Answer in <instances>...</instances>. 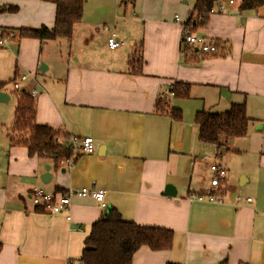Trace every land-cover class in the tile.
<instances>
[{
  "label": "crops",
  "instance_id": "obj_1",
  "mask_svg": "<svg viewBox=\"0 0 264 264\" xmlns=\"http://www.w3.org/2000/svg\"><path fill=\"white\" fill-rule=\"evenodd\" d=\"M194 3L87 0L70 41L23 38L0 46V82L29 75L22 89L35 93L36 122L64 134L65 147L71 136L91 137L94 145L71 166L64 159L57 165L11 144L15 116L9 131H0V264H84L85 239L110 208L174 234L171 249L142 246L132 264H264V6L241 10L235 2L210 13L195 32L223 53L205 55L182 46L174 20L191 17ZM0 4L19 8L0 13V31L55 23V0ZM108 26L113 32L100 34ZM112 34L123 43L116 50L102 45ZM138 53L143 64L134 72ZM175 85L189 86V96L174 97ZM164 99L181 120L158 112ZM234 104L246 106L248 134L223 137L221 146L200 142L197 112L224 114ZM216 162L227 169L220 200L198 198L214 190ZM33 187L56 194L102 189L108 207L72 195L70 211L53 214L33 204Z\"/></svg>",
  "mask_w": 264,
  "mask_h": 264
},
{
  "label": "trees",
  "instance_id": "obj_2",
  "mask_svg": "<svg viewBox=\"0 0 264 264\" xmlns=\"http://www.w3.org/2000/svg\"><path fill=\"white\" fill-rule=\"evenodd\" d=\"M87 0H55L56 18L52 27L3 29L2 33L15 32L14 40L36 38L41 41L65 38L71 40L74 27L82 20L84 5ZM134 3L135 0H124ZM224 0H196L191 10L193 16L199 18L197 24L202 25L213 8ZM241 10L257 9L264 6V0H235ZM17 6L1 5L0 13L16 12ZM220 46V45H219ZM187 48V47H186ZM190 48V47H188ZM193 49V48H191ZM204 54V53H203ZM206 55V54H205ZM219 55V54H208ZM132 71L139 72L143 64L142 55L131 60ZM15 76L9 82H0V91L5 90L9 83L17 79ZM174 97H188L189 86L175 85ZM14 122L9 133L11 144L24 145L29 154L51 157L57 165L62 159L76 157L70 147L57 142L56 138L66 137L48 125H39L36 122L35 99L30 93L21 91L18 96ZM169 101L160 100L158 112L172 115L173 119L181 120L182 112L173 109ZM195 123L200 130L199 139L202 143L221 146V138L243 137L248 134L252 119L248 117L245 104H234L224 114L210 111H199L195 116ZM81 153H78L79 155ZM224 183V182H223ZM223 186L210 192L198 194V198H208L209 195L220 197ZM174 234L171 230L137 225L125 220L115 208H110L106 214L92 225L90 235L85 239L81 261L84 264H132L136 251L142 246L152 250L171 249ZM168 264H175L169 262Z\"/></svg>",
  "mask_w": 264,
  "mask_h": 264
},
{
  "label": "built area",
  "instance_id": "obj_3",
  "mask_svg": "<svg viewBox=\"0 0 264 264\" xmlns=\"http://www.w3.org/2000/svg\"><path fill=\"white\" fill-rule=\"evenodd\" d=\"M182 1H193V0H182ZM196 1V0H195ZM235 0H224L221 1L217 9H225L228 4H234ZM215 8L211 10V13L215 12ZM175 22L181 26V44L184 47H190L193 49H197L198 51L204 54H222L223 50L219 46V44L211 40L210 38L198 34L194 31L193 22L191 17L183 18L179 14L175 15L174 18ZM17 35L15 32H9L7 34H3L0 31V46H5L9 41L16 39ZM122 41L113 34L108 39V47L111 50H116L122 45ZM29 75H22L16 80L13 81V86L15 90H21L22 84L26 83L28 80ZM32 97H35V93H31ZM71 145L69 146L72 149V153L77 155L78 153H92L94 152V145L93 139L91 137H86L80 140L76 136L70 137ZM57 142L61 143V138H56ZM64 162L71 166L73 164V157L72 158H65ZM213 171V179H212V186L215 189L223 186V182H225L227 177V169L223 167L219 162H216L212 165ZM72 195H80L85 196L89 195L90 197L94 198L103 208H107L108 205L106 203V192L102 189H91V188H81L77 190H71L69 192L63 194H56L52 192H47L41 187H33L31 191V200L36 207L42 208L45 211H49L53 214L57 213H64L70 211L71 206V196ZM202 198V197H201ZM208 200L212 201H219L220 198L217 196L209 195ZM251 201V199H248Z\"/></svg>",
  "mask_w": 264,
  "mask_h": 264
},
{
  "label": "rangeland",
  "instance_id": "obj_4",
  "mask_svg": "<svg viewBox=\"0 0 264 264\" xmlns=\"http://www.w3.org/2000/svg\"><path fill=\"white\" fill-rule=\"evenodd\" d=\"M113 27L112 26H108L107 28H104L101 27V32L100 34H105L107 33V35L110 33L113 32ZM100 31V30H99ZM113 35V34H112ZM111 35V36H112ZM116 35V34H115ZM117 37V35H116ZM65 40V39H64ZM126 44H128V42L124 41ZM103 47H106L109 49L108 47V38H106L103 42ZM79 48H80V52L81 53H86V48L81 46L79 44ZM64 55L68 56V54L65 52ZM72 60H74V57L71 56L70 57ZM7 90L9 91L8 93L11 94V100L10 102H8L7 104H0V131L1 133L2 132H7L9 131V128L11 127V123L13 122V117L15 116V111H16V107H17V103H18V96H19V93L21 92V90H15L12 86H7ZM11 130V129H10ZM9 135V134H8ZM1 148H0V155H1Z\"/></svg>",
  "mask_w": 264,
  "mask_h": 264
},
{
  "label": "water",
  "instance_id": "obj_5",
  "mask_svg": "<svg viewBox=\"0 0 264 264\" xmlns=\"http://www.w3.org/2000/svg\"><path fill=\"white\" fill-rule=\"evenodd\" d=\"M10 99V96L8 93L4 92V91H0V102H8Z\"/></svg>",
  "mask_w": 264,
  "mask_h": 264
}]
</instances>
